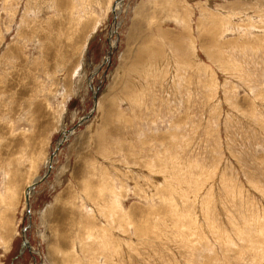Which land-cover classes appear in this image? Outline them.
<instances>
[{
    "label": "rangeland",
    "instance_id": "rangeland-1",
    "mask_svg": "<svg viewBox=\"0 0 264 264\" xmlns=\"http://www.w3.org/2000/svg\"><path fill=\"white\" fill-rule=\"evenodd\" d=\"M0 264H264V0H0Z\"/></svg>",
    "mask_w": 264,
    "mask_h": 264
},
{
    "label": "bare ground",
    "instance_id": "bare-ground-1",
    "mask_svg": "<svg viewBox=\"0 0 264 264\" xmlns=\"http://www.w3.org/2000/svg\"><path fill=\"white\" fill-rule=\"evenodd\" d=\"M119 5V3H117L116 5H115V7H114V13L116 12V10L115 9H118L117 8V6ZM8 28V27H7ZM14 50V49H13ZM64 134V133H63ZM66 137V136H65ZM52 158V157H51ZM51 158H50V160H51ZM50 168V167H49ZM43 178V177H42ZM41 178V179H42ZM41 179H39V181L41 180ZM38 182H36V183H34V184H32L31 186H30V188L31 189H33V187L37 184ZM29 188V189H30ZM28 189V190H29ZM31 191H29V193H30ZM25 201H26V204H27V208L29 207V204H28V202H29V196L26 194L25 195ZM28 227V226H27ZM27 227H25L23 230H24V235H23V243H22V245H23V247H22V250H24L25 248H28V249H30V245L28 244V241L26 240V236H25V234H26V228ZM27 243V244H25V242Z\"/></svg>",
    "mask_w": 264,
    "mask_h": 264
},
{
    "label": "water",
    "instance_id": "water-1",
    "mask_svg": "<svg viewBox=\"0 0 264 264\" xmlns=\"http://www.w3.org/2000/svg\"><path fill=\"white\" fill-rule=\"evenodd\" d=\"M22 235H24V230H22ZM25 242V241H24ZM25 244H27L26 242H25ZM22 247H23V245H22Z\"/></svg>",
    "mask_w": 264,
    "mask_h": 264
}]
</instances>
